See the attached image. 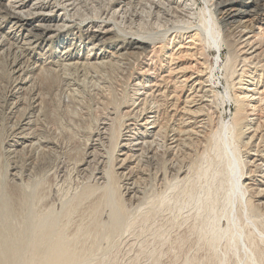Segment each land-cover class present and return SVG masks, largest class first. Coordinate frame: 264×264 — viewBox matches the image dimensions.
Segmentation results:
<instances>
[{"label": "bare ground", "instance_id": "1", "mask_svg": "<svg viewBox=\"0 0 264 264\" xmlns=\"http://www.w3.org/2000/svg\"><path fill=\"white\" fill-rule=\"evenodd\" d=\"M199 1L0 0V61L14 57L7 80L0 78V95L9 114L17 113L0 145L11 159L26 157L31 164L12 162L0 173V264H90L102 241L132 226L122 200L145 197L141 165L156 170L162 159L165 172L155 180L165 185L149 210L181 214L191 206L197 222L191 225L213 253L212 264L226 263L216 255L220 242L238 256L244 229L264 224V0H201V8ZM54 39L51 63L44 57ZM221 70L229 89L223 96ZM53 81L73 87L64 96L69 104L79 89L97 92L99 112L82 128L81 157L71 159L80 173L94 164V182L61 195L58 211L41 207V182L22 183L40 156L59 149L38 127L49 105V93L40 91ZM30 96L33 116L20 121ZM116 179H122V195ZM7 184L22 191L20 207L13 206ZM95 195L90 222L69 234L71 216ZM101 208L105 221L98 217ZM254 252L247 248L236 264H259Z\"/></svg>", "mask_w": 264, "mask_h": 264}, {"label": "rangeland", "instance_id": "2", "mask_svg": "<svg viewBox=\"0 0 264 264\" xmlns=\"http://www.w3.org/2000/svg\"><path fill=\"white\" fill-rule=\"evenodd\" d=\"M203 4H204L203 1L200 0L199 7L201 8ZM56 41L57 39H54L52 40L51 43H48V46L50 47V53L46 54L44 57L46 58L47 62H51V63L55 62V60L53 59H55L56 55L53 53V49L57 45ZM78 51L76 50V53H78ZM215 55L216 53L213 51L211 57H209L208 59L209 64H213V58H215ZM36 58H42V57L36 56ZM13 59L14 57L12 55H9V56H5L0 61V78H3L4 76L7 80L8 73L10 70V63ZM29 62L33 63V60H30ZM221 72L222 70L218 74V78L220 85V95L223 96L227 94V91H229V89L227 88L224 81H222ZM79 79L81 80V77ZM84 80H86L85 84L89 86L90 79L84 78ZM54 82L55 81L51 82L52 84L51 87L43 86L41 88L40 92L42 93V95L49 93L48 94L49 99H47V103L49 105L48 107H46L47 111L42 114V117H40L38 121V127L40 133L39 135H41V137H46L52 140H56L59 143V149L52 150L51 152L43 156H40L39 163L29 168V170L31 171L30 177L27 178L29 173H23L24 177L22 183H26V182L32 183L34 180L41 182L42 183L41 188L45 194V198L41 203V207H51V208L53 207V209L58 211L61 208V203H60V201L62 200L61 195L68 196L69 192L72 195L74 194V192L79 191L82 188V186H84L85 184H92V182H94L93 178H91V173L94 172L93 170L95 165L91 164L90 168H88V171L86 173H80L72 167L71 159L72 157L74 158L77 155H79V158L81 157V153L83 152V148H84V143L87 140V136L85 133H83L82 128L85 124L93 125L92 121L94 120V118L97 117V114L99 112L95 111L96 108L95 103L98 97L97 92L91 91L88 88V90L84 92L86 94L85 95L84 93H82L83 90L79 89L81 92L79 90H77V92L75 91L76 92L75 100H73L69 104L66 103L65 97H66V93H69L70 90L73 89V87L66 86L65 88V84L60 82H55V83ZM55 94L56 96H54ZM76 99L78 100L76 101ZM27 101H28V105L25 108L26 112L22 116L20 121L33 116L29 107V103H31V96L27 98ZM92 101H94V103ZM217 101L218 102L216 103L218 107L222 108L223 101L219 98ZM230 109L232 110L233 108L231 107ZM16 117H17V113L14 114L13 116L9 114V107L8 104L6 103V98L3 95H0V143L2 141L3 135L7 136L8 129L12 126L13 123H15ZM228 118L229 117L227 116L225 118V121H227ZM74 149L76 152L74 151ZM11 158L12 156H9L8 154L4 153V148L1 147L0 145V173L2 175L5 174L9 166L13 165L12 162H17L19 165H22L21 167H26L27 165L29 166L31 165L29 164V158L28 161L26 160V157L18 158V159L17 157L14 159ZM144 164L146 165V167ZM144 164L141 165V170L144 171V173L146 174V178L141 182L140 187L143 190L145 197H143V199L142 198L139 199L140 201L137 200L133 202L127 201L126 199L122 200L123 206L124 208H126L125 210L127 211V215L129 216L132 215L131 216L132 226L128 230L121 232L120 235L117 234L116 236H114L116 237L115 240L113 237L111 239V242L102 241L100 244L101 250L97 253V257L99 256V258L96 257L94 260L91 261L90 264H186L189 262L191 264H208V263L212 264L213 253L207 249V246H205L204 241L199 240L197 234H195L196 231L194 227L196 226L197 223L195 220L196 211L194 212V209L191 208V206H189V209L187 207L186 210L185 208L181 210L182 211V212L180 211L181 214L173 213V211L170 208H164L158 210L157 212L156 211L150 212L149 209L151 208V203L154 201L153 199L154 196L160 193L163 190L161 187H164L165 185V184H163V186L162 184L161 186L159 185V183L155 180V174L159 172V170H160L159 173L165 172V164L162 159V161L159 162V165L157 166L156 170L155 168H153L152 165L147 163ZM58 165H60L59 168L61 167V165L63 166L61 167L62 168L61 170L65 171V174L58 173L57 170ZM42 166L47 169L46 174L42 173ZM63 175H65V180H63L62 178ZM166 181H168V175ZM116 183H118L117 186L120 191V195H122V191H121V187L123 183L122 179H116ZM60 185H62V187ZM78 185H80L79 189L77 188ZM5 189L8 197L12 200L13 206L15 208L20 207L23 203V200L25 199L23 197L24 195L22 194V191L17 186L11 184H7ZM55 189L59 193L61 192L60 195L59 193L56 194L58 197L60 196L59 198L54 193L56 192ZM71 190L73 192H71ZM71 195H69L68 197H70ZM96 197H98V195H95L92 199H89L90 201L87 200L83 202L80 209L76 212L77 215L76 213H74L71 216V218L72 217L73 218L72 219L70 218L71 220L68 222L70 223L72 221L70 225L68 224L69 228L67 225V230L69 234H72L78 225H85L90 222L89 220L90 215L88 214L87 211H89L90 207H92L94 204L98 202ZM58 199L60 200L58 201ZM104 210L103 208L100 209L98 215V217H100V219L98 218L99 220L102 221L106 220L107 214L105 213H107V211L106 209ZM81 213H83L84 215ZM190 214L192 215V217ZM178 215L180 216L178 217ZM143 217L144 219H142ZM81 218H84V220L83 219L81 220ZM191 218L192 219L194 218V221ZM73 220L74 221L76 220L75 221L76 223L79 222L82 223L83 221V223L85 224L79 223L76 225V223ZM191 224L194 225V227ZM221 225L223 226L224 223L222 222ZM263 225L264 224H258L257 226L259 227L256 226L255 228H252L249 226L244 229L246 233L245 235L247 236V234H249V236L248 237L245 236L244 239L245 249H243V251L240 250L239 252L240 254L238 253L239 257L233 255L232 253L231 254L227 253L225 249L226 246L224 241L219 243L217 247L218 249H216L217 250L216 255L224 256V262H226L225 264H234V263L236 264L238 258H242V256L246 253V249L250 248L252 252L254 251L256 252L255 254L256 259L258 258L257 260L259 261V264H264V239L262 238V234H263L262 231H264L262 230L264 229ZM156 233L158 235H156ZM159 234L161 237H159ZM108 245H110V247H108Z\"/></svg>", "mask_w": 264, "mask_h": 264}]
</instances>
